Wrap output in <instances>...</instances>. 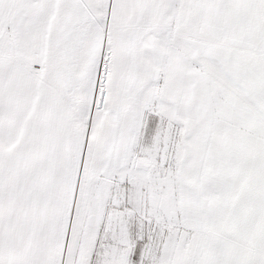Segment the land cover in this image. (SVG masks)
<instances>
[{"label":"snow or ice","instance_id":"snow-or-ice-1","mask_svg":"<svg viewBox=\"0 0 264 264\" xmlns=\"http://www.w3.org/2000/svg\"><path fill=\"white\" fill-rule=\"evenodd\" d=\"M0 264H264V0H0Z\"/></svg>","mask_w":264,"mask_h":264}]
</instances>
